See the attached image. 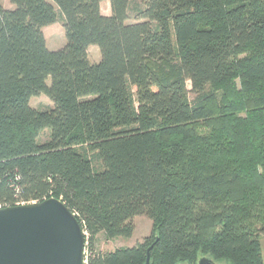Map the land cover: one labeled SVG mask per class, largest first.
I'll return each mask as SVG.
<instances>
[{"label":"trees","instance_id":"trees-1","mask_svg":"<svg viewBox=\"0 0 264 264\" xmlns=\"http://www.w3.org/2000/svg\"><path fill=\"white\" fill-rule=\"evenodd\" d=\"M132 1H0V207L62 201L87 264H264V0Z\"/></svg>","mask_w":264,"mask_h":264},{"label":"water","instance_id":"water-1","mask_svg":"<svg viewBox=\"0 0 264 264\" xmlns=\"http://www.w3.org/2000/svg\"><path fill=\"white\" fill-rule=\"evenodd\" d=\"M0 264H87L86 234L76 215L55 198L0 207ZM197 264L217 263L204 257Z\"/></svg>","mask_w":264,"mask_h":264},{"label":"rangeland","instance_id":"rangeland-1","mask_svg":"<svg viewBox=\"0 0 264 264\" xmlns=\"http://www.w3.org/2000/svg\"><path fill=\"white\" fill-rule=\"evenodd\" d=\"M1 3L5 8H12L8 0H1ZM140 5L137 0L131 2L129 8V23L135 21V7ZM102 13L104 16L111 15L110 3L105 1L101 6ZM44 34L47 41L48 49L51 51H58L65 47L66 38L63 26V20H60L47 28L44 29ZM89 58L93 63H98L101 60L100 50L97 47H91L88 51ZM50 83V81H48ZM31 106L39 109L46 110L53 106L52 101L45 95H39L34 97L31 100ZM48 139V132L44 134L43 140ZM135 230L133 235L130 238H117L113 240H106L103 236L98 238V247L104 252H112L120 248H131L137 244L143 243L148 240L153 234V224L152 221L146 216H137L134 220ZM262 247H263V258H264V236L262 238ZM87 255V251H86Z\"/></svg>","mask_w":264,"mask_h":264},{"label":"built area","instance_id":"built-area-1","mask_svg":"<svg viewBox=\"0 0 264 264\" xmlns=\"http://www.w3.org/2000/svg\"><path fill=\"white\" fill-rule=\"evenodd\" d=\"M24 205V204H23Z\"/></svg>","mask_w":264,"mask_h":264},{"label":"crops","instance_id":"crops-1","mask_svg":"<svg viewBox=\"0 0 264 264\" xmlns=\"http://www.w3.org/2000/svg\"><path fill=\"white\" fill-rule=\"evenodd\" d=\"M1 1V0H0Z\"/></svg>","mask_w":264,"mask_h":264}]
</instances>
